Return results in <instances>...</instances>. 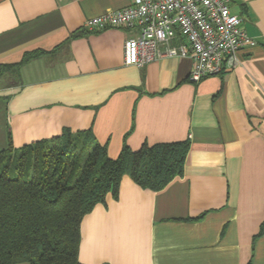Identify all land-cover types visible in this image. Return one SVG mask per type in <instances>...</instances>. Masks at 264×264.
Returning a JSON list of instances; mask_svg holds the SVG:
<instances>
[{"label":"crops","instance_id":"obj_1","mask_svg":"<svg viewBox=\"0 0 264 264\" xmlns=\"http://www.w3.org/2000/svg\"><path fill=\"white\" fill-rule=\"evenodd\" d=\"M130 2L0 0V150L65 128L90 130L110 159L188 141L181 176L150 191L124 175L83 217L79 263L264 264V0H230L255 45L198 83L189 57L124 65L137 29L83 26Z\"/></svg>","mask_w":264,"mask_h":264},{"label":"trees","instance_id":"obj_2","mask_svg":"<svg viewBox=\"0 0 264 264\" xmlns=\"http://www.w3.org/2000/svg\"><path fill=\"white\" fill-rule=\"evenodd\" d=\"M188 151V141L135 152L124 145L110 159L90 130L68 128L15 152L0 150V264H80L83 217L108 194L118 197L124 175L142 189H163L183 174Z\"/></svg>","mask_w":264,"mask_h":264},{"label":"built area","instance_id":"obj_3","mask_svg":"<svg viewBox=\"0 0 264 264\" xmlns=\"http://www.w3.org/2000/svg\"><path fill=\"white\" fill-rule=\"evenodd\" d=\"M230 0H131L124 8L88 18L83 26L106 29H137L124 41L126 66L142 68L157 58L189 57L188 80L198 83L236 68L237 53L255 42L230 12Z\"/></svg>","mask_w":264,"mask_h":264}]
</instances>
